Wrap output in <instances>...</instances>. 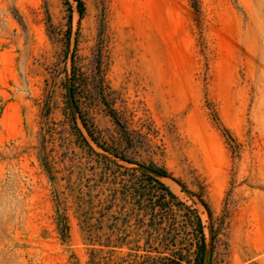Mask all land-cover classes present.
<instances>
[{"label": "rangeland", "instance_id": "rangeland-1", "mask_svg": "<svg viewBox=\"0 0 264 264\" xmlns=\"http://www.w3.org/2000/svg\"><path fill=\"white\" fill-rule=\"evenodd\" d=\"M82 1L0 0V264H264V0Z\"/></svg>", "mask_w": 264, "mask_h": 264}, {"label": "trees", "instance_id": "trees-1", "mask_svg": "<svg viewBox=\"0 0 264 264\" xmlns=\"http://www.w3.org/2000/svg\"><path fill=\"white\" fill-rule=\"evenodd\" d=\"M77 3V7H78V12L80 14V16L83 15L84 13V3L82 0H74ZM194 7L196 9V11L198 10L197 7V0H194ZM227 133V132H226ZM229 136V135H228ZM147 171L157 175V176H166V172H163L161 170H157L154 168H147ZM200 203L205 206L208 207L207 204L205 203V201L203 199H200ZM187 220L191 227L193 228V236H194V241H195V259L193 260V264H212V260H213V251L211 250V252L209 253V249H208V242H207V237L205 234V227L203 225L202 219L199 217L197 211H192V213H189L187 216ZM170 261L168 260H164V262L162 264H169ZM171 264H180V259L176 261V259H174V261H171Z\"/></svg>", "mask_w": 264, "mask_h": 264}]
</instances>
